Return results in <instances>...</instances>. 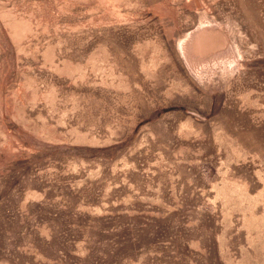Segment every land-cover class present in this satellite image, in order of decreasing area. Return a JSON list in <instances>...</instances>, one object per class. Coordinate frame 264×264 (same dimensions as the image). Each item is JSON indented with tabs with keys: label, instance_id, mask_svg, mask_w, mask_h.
Here are the masks:
<instances>
[{
	"label": "rangeland",
	"instance_id": "374dc122",
	"mask_svg": "<svg viewBox=\"0 0 264 264\" xmlns=\"http://www.w3.org/2000/svg\"><path fill=\"white\" fill-rule=\"evenodd\" d=\"M0 264H264V0H0Z\"/></svg>",
	"mask_w": 264,
	"mask_h": 264
}]
</instances>
